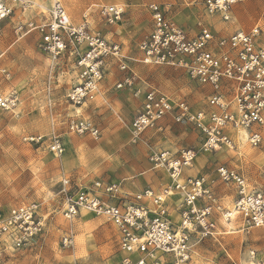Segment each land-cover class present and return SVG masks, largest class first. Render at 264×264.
Here are the masks:
<instances>
[{"label": "built area", "instance_id": "obj_1", "mask_svg": "<svg viewBox=\"0 0 264 264\" xmlns=\"http://www.w3.org/2000/svg\"><path fill=\"white\" fill-rule=\"evenodd\" d=\"M243 1L201 0L206 14L217 15L223 21H228L231 8ZM20 3L21 0H0V21L11 17ZM24 5L21 4L22 10ZM124 11L122 5H102L96 9L100 20L108 26L118 23ZM148 11L151 27L138 44L141 53L138 62L178 69L195 86L207 89V93L204 104L194 108L184 98H173L152 86L145 88L141 107L129 124L131 143H137L145 131L170 117L173 123L189 125L199 132L198 152L201 153L234 150L236 145L231 134L241 132L251 147L264 148V46L258 45L259 26L221 36L201 24L197 34L189 35L170 19L160 4H148ZM48 13V21L35 26L30 23L28 31H39V47L53 61L66 54L74 59L76 84L65 95L67 103L73 107L66 118V131L99 139V126L77 110L95 99L108 60L115 61L123 74L115 85L117 89L128 88L138 95L140 91L134 87L137 77L128 66L120 44L107 39L104 31L90 22V8L76 24L71 22L60 0L52 2ZM21 29L22 26L17 27V31ZM4 74L8 79L9 73ZM51 92L48 78L44 95L49 110H52ZM19 102L17 91L4 92L0 88V110H15ZM23 139L44 145L55 156L64 152L62 135L54 125L46 136L34 134ZM196 153L182 149L153 151L148 155L150 164L164 169L172 180L159 194L149 188L135 195L122 194L119 183L100 180L88 186H72L69 178H63L62 215L72 220L81 212H87L110 223L122 253L119 264H185L190 259L192 234L200 238L212 236L216 228L215 215L230 222L235 213L245 233L263 227L264 194L249 187L238 171L221 164L215 169L214 179L206 175L177 179L182 168L192 165ZM215 179L234 187L232 211L218 203L212 189ZM172 191H178L181 197L180 218L175 224L165 204L166 196ZM145 201H149L152 208H148ZM43 229L44 219L37 202L14 204L5 211L0 210V264L6 250H23L35 245ZM72 244L71 235L60 238L63 248Z\"/></svg>", "mask_w": 264, "mask_h": 264}, {"label": "rangeland", "instance_id": "obj_2", "mask_svg": "<svg viewBox=\"0 0 264 264\" xmlns=\"http://www.w3.org/2000/svg\"><path fill=\"white\" fill-rule=\"evenodd\" d=\"M60 1L64 5L71 22L77 23L81 19V13L85 8L97 3L110 4L114 0ZM173 1L122 0L120 2V4H123L124 10L127 8L126 5L133 4L137 6L136 9L139 11L137 17H134L135 25L137 26L132 28L136 33V38L134 37L130 41L133 44L131 45L133 50H136L137 44L147 34L150 20L148 4L150 3H158L163 8L168 9L167 14H169L176 25H183L189 31L195 30L196 19L204 17L203 11L200 10L201 1L175 0L176 5ZM23 3L25 4V10L23 9L25 14H23L26 15L30 13V9L28 10L29 12L26 10L28 9L27 5L31 2L21 0L20 4ZM32 6L31 11H38L37 5ZM39 12L41 11L36 12L38 16L45 15V12ZM18 14L23 15L19 12ZM124 15L125 11L121 18L122 23H124ZM38 16L26 21L20 20L18 21L19 23L12 16L0 21V84L5 87V92H8L10 90L9 87L13 86L20 98L19 105L15 110H0V210L5 211L14 204L39 203L40 214L44 219L42 235L48 238L47 246H51L50 252L46 254L52 256L47 259L42 257V250H39L38 241L29 248L30 251L6 250L3 253L1 264H8V261H11L9 264H47L44 263V260H48L52 264L53 258L58 261V258H68V256L71 261H66V264H119L121 252L118 250L116 235L113 234L112 225H109L106 220L91 214H86L76 220L72 219V221L64 219L62 210L65 196L61 192L60 161L44 145L28 143L23 139L34 134L46 136L50 132L52 125L60 134L71 135V133L66 131L65 125L68 115L65 107H67L68 103H65V98L60 97L67 93L65 92L66 89L73 82V79L70 78L71 72L65 76L66 80L62 82V86L56 88L59 91L58 96L60 98H57L59 100L55 104V110H49L48 106L43 103L44 89L41 83L43 82L42 76L47 56L39 47V31L36 29L28 31L30 23L35 26L44 22V20L37 22L36 17ZM22 18L24 19L25 17ZM125 23V27L133 24L130 21ZM18 26H22V29L17 31ZM124 45V43H121L122 47ZM5 71L9 73L8 79L5 77ZM134 73L139 77L140 81L149 83L168 94L179 95L187 101H198L200 99L199 93L201 95H206L207 93L204 89L190 82L180 70L172 67L142 65L135 68ZM110 103L117 111L116 115L111 116L108 113L97 114L95 110L91 111L88 109L85 118L92 120L94 123H99L101 127L116 128L121 126L125 129L118 118L121 114L120 111L122 112L120 104L115 103L114 100H110ZM51 106H53V103ZM109 115L111 117L105 119ZM127 118L130 119L131 117ZM174 130L177 129L172 127L171 137L167 144L171 145L176 141L178 142L177 145L180 146V150L192 149L197 151L194 165L201 172L214 174L218 165H225L241 173L249 185L264 194L263 147L253 148L246 141L241 142L239 140L234 150L201 153L198 152L200 140L194 131L183 129L178 134V131ZM104 133H106V130L103 129V135L99 139L76 135L81 144L75 148V152L67 151V155L80 161L82 166L86 165L92 160L90 154L92 155L105 142ZM127 134L130 138L129 130ZM130 149H134V147L131 143H128L127 139L126 141L122 140L120 146L118 145L113 151L108 152L109 161H114L110 171L107 173L108 175L106 174L109 179L120 180L122 169H126L125 166H127V163H125L127 157L131 154H136L135 151L130 152ZM92 164L94 167H99L100 161H93ZM101 164L103 166L104 161ZM225 206L229 207L226 203ZM218 219L215 218V224H217ZM52 228L57 233H51ZM70 231L75 235L74 245L73 247L63 248L59 243V236L61 233L66 232L71 234ZM251 245L252 247H250ZM192 247L190 259L185 264H235L234 260L239 256L241 257L245 250L249 251L250 256L252 252V257L256 256L258 263H262L264 262V226L251 229L247 233L220 235L217 238H207V240L197 243L193 237ZM76 250L77 253H75ZM75 254L77 256L76 260L74 259ZM58 262L59 264H65L63 263L64 261L59 260ZM167 264H170V262Z\"/></svg>", "mask_w": 264, "mask_h": 264}, {"label": "crops", "instance_id": "obj_3", "mask_svg": "<svg viewBox=\"0 0 264 264\" xmlns=\"http://www.w3.org/2000/svg\"><path fill=\"white\" fill-rule=\"evenodd\" d=\"M28 1H30L31 3L27 5L28 9L26 11L27 12L30 11V13L26 15H24L25 13L22 10L21 4H17L15 6V10L12 15V18H16L17 23H19L18 21L20 20L26 21L28 19L29 20L34 19L35 16H38L36 14V12L38 11L45 12L44 13L45 15H39L38 17H36L37 22L38 21L42 22L43 20L44 22H46L49 20L48 12L54 0H28ZM121 1L114 0L110 4H104V3L92 4L82 11L81 19H79V22L82 21V16L84 13H86V10L90 8L91 9V16L89 18L90 22L99 26L106 34L107 39L120 44V46H121V43L125 44L123 47L121 46V52L127 58V64L130 67V69L134 72L135 68L142 66V64L138 62L139 58L141 57V53L138 50L139 43L137 44L136 50H133L131 46L133 44L130 42L131 40H133L136 34L132 28L137 26L135 25V18H134V17H137L139 13V11L136 9L137 6H134L133 4L126 5L127 8L125 9V15L123 17L124 23L121 22L122 20L121 19L118 23H116L115 25H111V26L104 24L100 20L96 12V9L102 5H123V4H120ZM173 3L176 5L175 0L173 1ZM200 4H201L200 10L203 11L204 17H202V19L201 17L196 19L195 25H194V28H195L194 31H191V30L189 31L185 26L177 24L180 28L184 29L189 35L197 34V32L199 31V26L201 24L209 27L214 33L221 35V36H228L234 33L235 31L247 32L254 26H259L261 31H260V36L258 38V45L264 46V0H244L243 2L233 6L231 8L230 19L228 21L221 20V18L217 15L206 14L204 12L202 2H200ZM32 5H37L38 11H35V10L31 11V8L33 7ZM18 12L22 14L24 13V14L21 16L18 14ZM167 15L169 16V14ZM148 16L150 18L149 11H148ZM22 17H25V18L23 19ZM75 21H78V20H75ZM126 21H130L134 25L132 24V25L125 27ZM184 25L186 24L184 23ZM150 27H151V18L149 20V27L147 29V33L149 32ZM45 55L47 56L46 57L47 59L45 58L46 66L44 68V73L42 76L43 82L41 83V85L45 93L46 82L48 78H50L51 88H52L50 97L53 103V106L51 107L52 109L55 110V104L57 100H59L57 98H60V97L65 98V95H66V94L64 96L61 95L59 97L58 96L59 91H57L56 88H60L62 86V82L66 80L65 76L69 75L71 72L70 78L73 79V82H71L72 84H70V86H68V89H66L65 92H67L74 84H76L77 71L74 68L73 57L69 56L68 54H66V56L60 58L57 61H53L47 54ZM122 75L123 74H121V72L118 70V67L115 61L111 59L108 60V63L105 69V75L99 85L98 93L96 94L95 99L85 104L83 107H81L77 111L80 113L82 117H85V114L88 109L91 111L95 110L97 114L108 113L111 116L116 115L117 111H115L113 105L110 103V100H114V102L119 103L120 108H122V112L120 111L121 117L118 116V118L120 119V122L124 125L125 129L121 126L116 127V128H113V127L108 128L107 126L101 127L99 123H96L101 129V135H103V129L106 130V133H104L105 142H103V144L101 143L102 145L99 149H97V151L93 152L92 155L90 154V157L92 158V160H90V162H88L84 166H82L80 161L72 159L69 155H67V151L69 152L76 151L75 148L80 146L81 144L80 140L76 137V135L74 136L72 134L70 135V134H66L63 132L64 134H61V135H63L62 142L64 145V152L60 157L54 156L57 160L60 161L59 163L61 165V170L59 171V173L61 174L60 181L63 178H69L72 186H88L93 181L100 180L105 183H109V182L119 183L120 188H121L120 192L122 194L135 195V194L142 192L144 189H147V188L151 189L155 194H159L166 187L172 184V180L169 174L164 169L155 168L152 164H150V162L147 159L148 155L153 151L171 150L173 152H176L180 150L179 149L180 146L177 145L178 142L176 141L173 142L171 145L167 144V141H169L171 137L172 127L177 129L174 131H178V134H180V132L183 129L194 131L197 137L199 138L200 142H201V136L199 132L195 130L193 127L189 125H182L184 127H181L180 126L181 124H175L171 121L170 117H167L161 120L160 122H158L155 128L145 131L137 143L135 144L131 143L130 138L128 137V134H127L129 130V124L141 107L144 89L149 86L150 87L151 86L154 87V86L149 83L140 81L139 77L136 76L137 80L134 84V87L138 88L140 93L138 95H134L133 90H130L128 88L117 89L115 87V85L120 81V78L122 77ZM0 88L5 92V87L2 86L1 84H0ZM9 89L12 90L14 89V87L10 86ZM204 91L206 92L207 89H204ZM199 94H200V99L198 101L191 102L188 100V102L191 103L194 108L202 106L205 102L206 95L204 94L201 95V93ZM168 95L173 98H182L179 95H172V94H168ZM45 99L46 97L44 95L43 96L44 104H46ZM64 101L67 104L66 98ZM65 108H67L66 114L69 115L73 112V107L71 105L67 104V107ZM48 109H50V107H48ZM110 115L105 117V119L111 117ZM127 117H131V118L129 119ZM239 136H241V134H235V133L231 134V137L233 141L235 142V145L239 141ZM127 139H128V143H131V145L134 147V149H130V152L135 151L136 154H131L127 157L126 162H125L127 163V166H125L126 169H122L120 180L118 181L111 180L106 176V174L110 171V168L114 164V161L113 160L112 162L111 160L109 161L107 154L109 151H113V149H115L118 145L120 146V143L122 142V140L126 141ZM93 161H98V162L100 161L99 167H96V166L94 167V165L92 164ZM102 161H104L103 166L101 164ZM92 167L94 168L92 169ZM89 172L90 174H88ZM205 173L206 172H201L200 169H197L193 161L190 167H185L181 169L179 177L177 179L179 181H182L188 177H197L200 175H206L208 178H213V179L215 178V173L214 174H211V173L205 174ZM249 187L254 188L251 185H249ZM212 189L215 193V196L218 199V203L220 204V206L224 209L227 208L230 210L232 208L231 206H233V202L235 199L234 187L232 185L223 184L220 181L215 179V182L212 185ZM180 200H181V197L178 191H172L168 196H166L165 204L168 207L169 217L174 224L177 223L180 218V210H179ZM225 203L229 205V207H226ZM144 204L148 208H152V205L150 204L149 201H145ZM86 214H90V213L81 212L80 215L74 218L73 220H76ZM96 217L105 220L102 217H98V216ZM215 218H219V219L217 221L216 228L212 236L200 238L197 234H192L191 241L193 240V237L195 238L196 243H197L200 241L202 242L204 240H207V238L209 239L217 238V236L219 237L220 235L243 233L240 229V226H241L240 219L236 218L234 221L231 220L230 222H224L219 217V215H215ZM111 227L113 228V226ZM65 230L67 231L66 228ZM112 230H113V234L116 235L115 229L113 228ZM52 232L57 233V231L53 230V228L51 230V233ZM70 233L71 234H69L68 232L61 233L59 236V241L62 236L69 234L73 238V244H72V247H73L75 235L73 234L72 231H70ZM47 242H48V238H45V236L43 237L42 235L41 238L39 239L38 247H40L39 250H42L41 251L42 257L45 259L50 258L52 256V255L46 254L50 252L49 249L51 247V246L49 247L47 246ZM250 247H252V245ZM20 251L26 252L30 250L29 248H26ZM75 253H77V250ZM121 256H122V253H121ZM74 257H75L74 259L76 260L77 258L76 254ZM68 258L67 257L58 258L57 260L64 261L63 263L66 264V261L67 262L71 261ZM54 259L56 258H53L52 264H59V262ZM44 261H45L44 263L51 264L50 261L48 260H44ZM234 262L235 264H257L258 259L256 256L254 257L250 256L249 251L245 250L243 255L241 254V257L239 256L237 259L234 260ZM7 263L9 264L11 263V261H8Z\"/></svg>", "mask_w": 264, "mask_h": 264}, {"label": "bare ground", "instance_id": "obj_4", "mask_svg": "<svg viewBox=\"0 0 264 264\" xmlns=\"http://www.w3.org/2000/svg\"><path fill=\"white\" fill-rule=\"evenodd\" d=\"M32 30V29H31ZM241 134V136H239V140L241 141V142H245V138H244V136H243V133L241 132L240 133ZM232 211V210H231ZM231 217H232V220L234 219H236V214L235 213H232V215H231Z\"/></svg>", "mask_w": 264, "mask_h": 264}]
</instances>
